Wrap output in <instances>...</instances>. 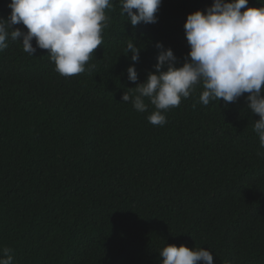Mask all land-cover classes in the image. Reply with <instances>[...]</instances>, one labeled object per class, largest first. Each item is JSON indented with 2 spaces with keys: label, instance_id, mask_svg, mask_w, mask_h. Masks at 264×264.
<instances>
[{
  "label": "trees",
  "instance_id": "1",
  "mask_svg": "<svg viewBox=\"0 0 264 264\" xmlns=\"http://www.w3.org/2000/svg\"><path fill=\"white\" fill-rule=\"evenodd\" d=\"M9 3L0 0V18ZM212 3L162 0L156 23L133 27L112 0L102 45L72 77L55 70L47 50L29 55L8 39L0 51V250L11 249L13 264H161L166 244L209 249L214 264H264V149L247 93L205 106L198 85L164 112L163 126L148 121L155 109L147 98L146 112L121 102L124 91L137 94L127 42L141 46L136 83L155 72L157 42L180 66L187 14Z\"/></svg>",
  "mask_w": 264,
  "mask_h": 264
},
{
  "label": "clouds",
  "instance_id": "2",
  "mask_svg": "<svg viewBox=\"0 0 264 264\" xmlns=\"http://www.w3.org/2000/svg\"><path fill=\"white\" fill-rule=\"evenodd\" d=\"M119 3L135 27L156 23L162 0ZM8 7L7 20L0 18V51L8 46L9 38L21 42L29 55L34 56L37 48L47 50L55 70L72 77L86 71L85 65L102 45V32L108 26L105 10L112 8V0H10ZM19 24L27 31L12 27ZM183 27L189 45L183 63L176 66L178 58L173 50L157 42L160 51L155 72H148L140 83H136L134 63L139 60L141 46L133 39L127 42L124 55L131 53L133 62L127 68V78L135 83L137 94L124 91L121 102L146 112L147 98L155 109L148 121L163 126L167 123L164 112L178 107L198 85H202L199 101L205 106L220 100L227 105L247 93V108L259 116L253 130L264 149V5L249 7L248 0H213L203 11L188 13ZM257 155L264 158V152ZM159 255L161 264H214L212 251L203 247L166 244ZM0 264H13L11 249L0 250Z\"/></svg>",
  "mask_w": 264,
  "mask_h": 264
}]
</instances>
